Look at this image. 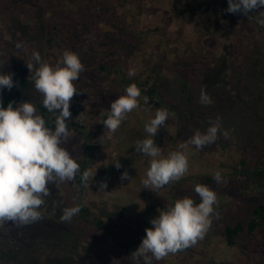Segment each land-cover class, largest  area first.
Listing matches in <instances>:
<instances>
[{
    "label": "rangeland",
    "instance_id": "1",
    "mask_svg": "<svg viewBox=\"0 0 264 264\" xmlns=\"http://www.w3.org/2000/svg\"><path fill=\"white\" fill-rule=\"evenodd\" d=\"M187 3L196 7L195 13L184 11ZM227 7L228 0H0V72L12 73L14 84L30 73L27 63L35 52L55 65L66 47L75 44L78 55L89 58L90 67L74 82L77 94L70 103L71 117L87 120L96 134L99 156L83 199L91 211L113 221L119 238L135 243L153 227L150 221L159 211L185 196L199 200L197 184L216 192V214L204 238L153 264H264V229L237 249L228 247L222 235L225 205L249 212L264 200V179L249 176L251 170L264 169V26L258 23L264 7L249 16L229 13ZM191 16L197 23H190ZM102 61L111 71L97 69ZM130 69L138 81H160L162 95L192 117L182 120L169 106L156 107L145 117L137 108L107 140L101 121L111 102L125 94L121 81ZM202 88L211 105L200 103ZM25 101L37 108L43 96L33 86L20 103ZM157 109L168 112L154 137L163 157L179 150L195 130L206 131L218 116L229 137L201 150L190 145L188 173L156 193L143 189L151 158L137 152L135 144L148 135L145 125ZM81 144L69 130L61 146L78 159ZM125 171L129 179L122 180ZM217 171L220 183L213 180ZM49 187L40 220L0 225V264H36L33 255L42 256L52 246L65 247L66 255L85 264H143L126 255L104 228L88 220L78 225L75 216L71 222L60 221L64 208L79 204L77 178Z\"/></svg>",
    "mask_w": 264,
    "mask_h": 264
},
{
    "label": "clouds",
    "instance_id": "2",
    "mask_svg": "<svg viewBox=\"0 0 264 264\" xmlns=\"http://www.w3.org/2000/svg\"><path fill=\"white\" fill-rule=\"evenodd\" d=\"M262 7L264 0H228L226 11L249 16ZM258 23L264 26V10L260 11ZM33 57L39 66L34 72L33 64L27 63V66L33 72L35 89L43 96L44 108L54 114L55 127L48 125L31 102L18 103L15 107L11 102L3 107L0 102V225L5 222L27 225L40 220L42 214L39 209L45 204V198L51 195L49 185L74 182L80 173V164L61 145L69 138L70 103L77 94L74 82L85 66L78 54L68 50L55 65L42 61L38 52L33 53ZM135 74V69L128 72L130 77ZM13 86L12 73L0 72V90H11ZM140 96V88L132 83L126 87L125 94L111 102L107 118L101 121L107 130V140L113 138L128 114L140 107ZM199 101L202 105L213 103L203 88ZM144 103H148L147 97ZM167 119V110L157 109L154 118L145 125L148 135L135 144L137 152L151 158L146 176L141 181L143 189L156 192L183 178L189 171L190 145L201 150L221 137H229V131L223 128L222 119L218 116L206 131L195 130L187 142L178 146L179 150L163 157L154 137ZM116 167L120 168L119 162H116ZM95 173L85 170L80 176L81 183L89 186L88 182L93 180ZM121 179H129L126 171ZM213 180L222 182L219 171L213 175ZM104 187L106 185L102 183L101 190ZM194 192L199 203L185 196L177 199L167 210L159 211V215L150 221L153 227L145 229L146 235L131 253L134 262L142 259L143 264H153L154 260L160 261L169 254L183 251L204 238L212 222L217 194L206 184H197ZM80 210L78 205L64 208L60 221L71 222Z\"/></svg>",
    "mask_w": 264,
    "mask_h": 264
},
{
    "label": "trees",
    "instance_id": "3",
    "mask_svg": "<svg viewBox=\"0 0 264 264\" xmlns=\"http://www.w3.org/2000/svg\"><path fill=\"white\" fill-rule=\"evenodd\" d=\"M192 10L193 13L196 11V7L193 4L187 3V7H185L184 11ZM192 19H190V23H197L198 19H196L195 16H191ZM64 40V39H63ZM66 50L74 52L78 54V48L75 44H71L70 47H66ZM65 50V51H66ZM41 54V52H39ZM79 56V55H78ZM81 62L84 64L86 68L90 67L89 58L87 57H81ZM31 64L34 65L33 72L36 67L39 65L33 60ZM97 69L100 71H111V69L106 66L105 62L102 61V63L98 64ZM33 72L25 74V76H22L19 81H17V84H14V86L11 88V90L5 88L3 89V92L1 94L0 102H2L3 107H7L8 104L11 102L13 104V107H15L18 103H20L25 95V93L30 90L34 86V79H33ZM119 75L121 74L119 71ZM135 83L141 90V96L139 98L140 100V107L139 110H141V113L143 116H147L156 107L159 106H169L174 111L175 115L178 118L187 119L189 120L192 116L191 113H187L184 110H181L179 106H177L174 102H169L161 92V84L160 81L151 83L150 80L145 81H138L136 77H126L122 79L121 84L123 85V92L125 93L126 87L130 84ZM148 98V103H144V98ZM38 112L40 115H42L48 125L50 127H55L53 120H54V114H51L47 111V109L44 108L42 101H39L37 104ZM182 120L180 121V124H182ZM87 120H83L81 118H75L71 117V119L68 122V128L69 130H74V132L77 134L79 139L82 141V147H83V155L75 159L80 164V173L77 175L79 188H80V196L78 200V206H80V212L75 216V222L78 225L83 224L85 221H89L92 224H95L101 228H104L108 233L112 235V238L114 240V243L118 245L120 248L123 249V251L126 253V255H131V253L138 248L140 245L142 238H137L135 243L130 242L129 240H122L119 238V232L118 229L113 224V221L110 220V218H105L103 215H99L97 212H93L90 210V207L87 206L86 202L84 203L83 195L87 191L88 187L90 186L91 179L88 182L89 186H84V184L81 183L80 176L85 170H90L93 173V169L98 165L99 162V156L97 152L95 151V136L96 134H92V131L90 130L89 123L85 122ZM53 123V124H52ZM182 135V134H181ZM249 176L251 178L255 179H264V169H254L249 172ZM212 180L211 178H207ZM196 203H199V200H195ZM115 206L118 204H114ZM226 206V208H225ZM222 211V217L224 221L223 229H222V235L224 236V241L226 245L230 248H241L244 243L247 242V240L250 239L251 235H253L255 232L264 229V200L259 202L254 209H252L249 212H238V211H232L229 209L228 205H225ZM214 214H216V209H214ZM54 250H50L49 252L41 251L42 256L40 255H33V259L35 260L36 264H47L46 257H48V264H85V262L82 259L74 258V254L66 255V248L59 250L58 246H52L51 247ZM191 247L179 251L175 254H169V255H176L178 253L184 252L189 250ZM132 256V255H131ZM132 259V258H129Z\"/></svg>",
    "mask_w": 264,
    "mask_h": 264
}]
</instances>
